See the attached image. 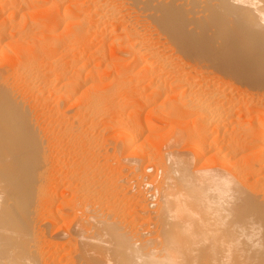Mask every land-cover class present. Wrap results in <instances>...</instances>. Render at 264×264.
I'll list each match as a JSON object with an SVG mask.
<instances>
[{"label": "bare ground", "instance_id": "obj_1", "mask_svg": "<svg viewBox=\"0 0 264 264\" xmlns=\"http://www.w3.org/2000/svg\"><path fill=\"white\" fill-rule=\"evenodd\" d=\"M99 35L117 41L134 63L120 58L103 66L110 56H105L106 37L93 42ZM177 47L194 58L190 65L183 52H175ZM58 54L68 58L60 61ZM204 66L216 71L202 70ZM104 69L111 72V79L100 76ZM250 78L264 88V0H0V264H63L65 242L50 249L52 262L45 249L38 254L33 248L39 244L34 243L37 231L40 234L33 220L41 223L43 212H50L53 224L71 212L82 219L101 214L100 220L95 216L102 229L92 234L107 235L105 245L109 242L111 247H102L98 240L101 248L100 243L93 244L97 237L93 240L91 231L84 230L89 220H81L84 229L81 223L78 229H69L74 233H68L65 244L80 245V264H115L117 258L120 264H264V193L257 190L264 180V96L245 93L240 84ZM105 79L102 88L110 87V94L95 83ZM114 84L118 86L111 88ZM120 87L127 88V99L120 100L123 95L117 98L120 101L110 99ZM162 96L164 107L154 105L147 116L166 122L167 116L178 117L168 120L186 129L174 131L157 150L187 140L184 151L156 152L153 134L159 128L147 116L140 119L142 106L137 105L142 98ZM71 98L81 103L75 116L61 110V103ZM108 98L114 114L106 122L114 125L113 137L120 139L116 145L108 144L116 155L124 154L117 165L134 164L128 169L129 179L120 175L125 174L123 163L116 170L119 175L113 176L115 171L110 176L116 178L108 179L106 172L107 182L101 170L106 167H101L108 159L101 154L96 157V161L104 157L102 164L96 162L101 167L94 165L93 153L100 145L95 137L98 146L92 149L89 129H94V116L105 113L100 103ZM252 111L262 114L244 120ZM77 156L80 161L73 160ZM149 170L155 176L147 175ZM67 193L71 197L64 200ZM115 210H127L128 215L158 212L164 246L151 248L164 255L153 258L154 251H141L143 244L133 243L114 221H106L107 215L103 221V214ZM93 227L99 229L98 224ZM108 247L118 256L114 261Z\"/></svg>", "mask_w": 264, "mask_h": 264}, {"label": "rangeland", "instance_id": "obj_2", "mask_svg": "<svg viewBox=\"0 0 264 264\" xmlns=\"http://www.w3.org/2000/svg\"><path fill=\"white\" fill-rule=\"evenodd\" d=\"M99 36H100V35H99ZM99 36H95L96 38H93V39H94L93 42H94V43H97V41H98L100 38L102 39L103 37H106V38H105V41H104V42H105V43H104V44H105V45H104V48H105V52H106V51H108V52H106L107 55H105V56H108V57L110 56V57H109L110 59H109L108 57H105V59H106V58H108V59L105 60V63L103 62V66H104V64L106 65L107 62H108V64H110V63H112V64H116V63H117V60H116V59H118V62H119V61H121V59L124 58V59H125L124 62L126 61L125 63L130 62L131 59L133 60V58H131V56H129L128 54H126V52L123 50V48L121 47V45L119 46V43H117V41H115V42L112 41L113 39L111 40L110 37H109V39H108V36H109V35H106V36H100V37H99ZM95 39H96V40H95ZM103 39H104V38H103ZM106 40L109 41V42H107ZM111 42H112V44H111ZM108 43H109V44H108ZM106 46H107V47H106ZM119 48H120L121 50H120ZM177 49H178V47H177ZM177 49H176L175 52H176L177 54H179V53L182 54L183 51L180 50V52H179V49H180V48H179L178 50H177ZM113 50H114V51H113ZM115 50H116V51H115ZM119 50L121 51V53H118V52H120ZM113 52L115 53V55H114ZM116 52H117V53H116ZM123 52H124V54H123ZM165 53H166V52H165ZM167 53H168V52H167ZM60 54H61V53H60ZM60 54H58V56H57V58H61V59H59L60 61H62V60H66V58H68V57L65 56V55L60 56ZM119 54H120V55H119ZM180 54H179V55H180ZM183 54H184V55H183ZM183 54H182L183 56H182V55H181V56H182L183 58H185V61H187V62L189 63V65H190V62H191L194 58H193V57H190L189 55H188L189 57H187V56H186L187 54L184 53V52H183ZM185 54H186V55H185ZM61 55H62V54H61ZM89 55H92V54H89ZM124 55H125V56H124ZM167 55H173V53H169V54H167ZM64 56H65L66 58H65ZM185 56H186V57H185ZM92 57H93V56H92ZM89 58H90V56H89ZM120 58H121V59H120ZM130 58H131V59H130ZM187 58H188V59H187ZM192 58H193V59H192ZM129 59H130V60H129ZM186 59H187V60H186ZM191 59H192V60H191ZM109 60H110V61H109ZM114 60H115L116 63L114 62ZM132 60H131V63H134V62H132ZM106 61H107V62H106ZM133 61H134V60H133ZM189 61H190V62H189ZM193 61H194V60H193ZM7 62H8V61H7ZM131 63H129L128 65L131 66ZM108 64H107V65H108ZM128 65H127V66H128ZM132 65H133V64H132ZM127 66H126V67H127ZM103 68H104V67H103ZM106 68H107V66H106ZM109 68H110V67H108V69H109ZM113 68H114V67H113ZM117 68H118V67H117ZM213 69H214L213 67H210V66H204L202 70H205V71H208V70H209V71H210V70H213ZM214 70H215V69H214ZM215 71H216V70H215ZM104 72H105V73H104ZM104 72H103V74H101L100 76H102V77H107L106 79H108V78L111 79V72H109V71H107V70H105V69H104ZM103 75H104V76H103ZM108 75H109V76H108ZM229 77H230V76H229ZM250 77L253 78L252 75H251ZM254 77L256 78V76H254ZM231 78L234 79L233 76H231ZM255 78H253V79H255ZM106 79L104 80V81H106V82H104V81H102V82H100V81H95V83H97V84L99 83V84L101 85V86H99V88H101L100 90H103V89H104L103 91H105V92H107V93H108V91H109L108 94H110V92H111V91H110V87H108V86H107V87L104 86V87L102 88V84H105V83H107V81H108V80H106ZM253 79H252V80H253ZM258 79H259V78H258ZM234 80H236V78H235ZM252 80H251V78H250L249 81H246V82L242 81V83L244 82V83H243L244 85L240 84V86H241V87L244 86L245 93L247 94V91H248V95H250L251 93H253V94L255 93L256 96H258V95H260V96H264V93H262V92H264V91H263L264 88H261V86L259 87V86H257V85L254 83V82L256 81V79H255V81H254V80L252 81ZM103 82H104V83H103ZM240 82H241V81H240ZM248 82H249V83H248ZM101 83H102V84H101ZM143 83H144V82H143ZM143 83H142V84H143ZM251 83H252V84H251ZM99 84H98V85H99ZM144 85H146V82H145L143 85H141L140 87L142 88ZM245 85H247V87H246ZM253 85H255V86H253ZM114 86L117 87L118 85L116 86V85L114 84L111 88H113ZM251 86H252V89H250ZM94 87H95V86H94ZM94 87H93V89H94ZM96 87L98 88L97 85H96ZM96 87H95V89H97ZM115 87H114V88H115ZM121 87H122V86H121ZM121 87H120V89L118 88V89L120 90L121 93H119V90L117 91V88H116V89H115V90H116V93H115L116 97L114 98L115 95L113 94V95H111V98H110V97H109V98H110V99H113L114 101H120V100L123 99V97L125 98V97L127 96V92H126V91H127L128 86H125V87H127L126 89H125V87H123V88H121ZM145 87H146V86H145ZM248 87H250V88H248ZM256 87H257V88H256ZM263 87H264V86H263ZM106 88H108L109 90L106 89ZM245 88H247L248 90L245 89ZM254 88H255V89H254ZM258 88H259V89H258ZM105 89H106V90H105ZM257 89L260 90V91L258 92ZM261 89H262V90H261ZM98 90H99V89H98ZM115 90H114V91H115ZM123 90H124V91H123ZM249 90H250V91H249ZM253 90H254V91H253ZM255 90H256V91H255ZM103 91H101L103 94H107V93H105V92H103ZM112 91H113V89H112ZM251 91H252V92H251ZM261 91H262V92H261ZM97 92H100V91H97ZM145 92H147V93H145ZM249 92H251V93L249 94ZM256 92L258 93V95H257ZM260 92H261L263 95L260 94ZM143 93H144V94L146 95V97H147V94L149 93V89L146 87L145 91H144V89H143ZM117 94H119V95H117ZM122 95H123V96H122ZM112 96H113V97H112ZM121 96H122V97H121ZM120 97H121V99H120ZM146 97H144V99L142 98V100L140 101V104L137 105L139 108H141V106H142V108L140 109V112L138 113L139 115H142V116H140V119L146 117V116H147L146 112L148 113V112H149V108L151 109V107H153L154 105H156V107H158V105H160V108H161V107H164V105H165L164 102H162V101L164 100V97H163V96H162L161 98H160V97H157L158 99L154 97L155 100H154V98L149 97L150 100H148V101L145 100V99H147ZM52 98H53V97H52ZM109 98H108V101H109V102L106 101V100H105L106 103H105L104 101H102V103H105L104 105H101V103H100V106H101L102 108H103V107H106V108H107V109H106V108H103V109H104L103 111L105 112V113L103 114L104 117H103V115H98V116H96V117L94 116V119H93L92 122H94L93 125H94L95 127L93 126V128H94L93 131L91 130V129H92L91 127H90V129H89V130H90L89 133H90L91 135L94 136V137H93V136L90 135L91 137H93V140H92L93 143H92V144H94V142L97 141V144H99L100 146H103V145H104L102 148H101L100 146H98L96 143H95L94 145H92V146H93L92 149H94L95 145H97V146H98V149L100 148V149H99L100 151L98 150L99 153H100V152H103V153L98 154V153H97L98 151H97L96 153L94 152L95 150H97V146H96V149H94V151L91 150V152H94V153H95V154L93 153V157H94V155H96V154L98 155V156H97V155L95 156V158H94L95 160L92 159V161L94 160V161H93V162H94V165L96 164L95 166H97V167H101L100 164H102V163L104 162V157H103L102 159H100V161H96V157H97V159H99V158L101 157V154H104V156H105V154H106L105 158H106V160L108 159V162H107V163H108L109 165L105 162V163H103L104 165L102 164L103 167H101V168H104V166H105L106 168H104V170L101 169V168H99V169H101V170L103 171V173H104V171H105V174H103V176H104V178H105V181H107V182H108V179L110 178V176L113 174V172H115L120 166H122V167L119 168V169L117 170L118 172L120 171V169H122V168L124 167V166H123V163H124V165H126V166L123 168L124 171H122V173H125V174L122 175L121 172H120V175H121V177L124 176V175H125L124 177L128 176L127 179H129L132 175L129 174V173H131V172H129V171H131V170H128V169L133 168L132 165L134 164V162H132V164H131V161H129V162H128V161H126V162L123 161V163H120V162H119V165H120V166L117 165V164H118V161H117L118 159H117V158H119V157L122 158V157L124 156V154H120V155L118 154V155H116L115 152L113 151V149L110 148L111 146H109V144H113V145H114V143H115V145H116V144H117V141L120 140V139H117V137H113V135L115 136V132H116V129L114 128V125L112 126V125H111L112 123L109 122V123L107 124V122H106V121H108V119L110 120V119L112 118L113 114H114V112H113L114 109H112V105H113L112 102H111L112 100L110 101ZM117 98H119L120 100L117 99ZM149 98H148V99H149ZM151 98H152L153 100H152ZM115 99H117V100H115ZM125 99H127V97H126ZM125 99H124V100H125ZM71 101H75V99H74V98H71V99L67 100V102H66V101H63V102H65V103H63V102L61 101V102H62V103H61V104H62V105H61V107H62L61 110H62V109H63V111L67 110V112H66L67 114L72 113V114L74 115L75 113H74L73 111L77 112L76 109L78 110L79 108H81V107H79L81 103L75 101L74 104H73V102H71ZM80 101H81V100H80ZM143 101H144V102H143ZM145 101H146L147 104L145 103ZM149 101H150V102H149ZM153 101H154V102H153ZM160 101H161V102H160ZM107 102H108V103H107ZM110 102H111L112 105L110 104ZM141 102H142V103H141ZM148 102H149V104H148ZM158 102H159V103H158ZM70 103H71V104H70ZM144 103H145V104H144ZM153 103H154V104H153ZM163 104H164V105H163ZM78 105H79V106H78ZM106 105H108V106H106ZM109 105H110V106H109ZM149 105H150V106H149ZM143 106H144V107H143ZM109 107H110V108H109ZM154 107H155V106H154ZM108 108H109V109H108ZM113 108H114V107H113ZM73 109H74V110H73ZM69 110H70V111H69ZM157 110H158V108H157ZM68 111H69V112H68ZM106 111H107V112H106ZM127 111H128V109L126 110V112H127ZM141 112H142V113H141ZM258 113H259V114H262V112H257V113H256V112H253V111H252L251 113L246 114V115H248V116L244 115L245 117H244L243 119L245 120L246 117L249 118V115H250V117H252L253 115L258 114ZM69 115H71V114H69ZM73 115H72V116H73ZM106 115H107V116H106ZM144 115H145V116H144ZM66 116H68V115H66ZM66 116H64V117H66ZM74 116H75V115H74ZM101 116H102V117H101ZM150 116H151V117H150ZM68 117H69L68 119L71 121V119H70L71 116H68ZM138 117H139V116H138ZM141 117H142V118H141ZM147 117H148V116H147ZM157 117L160 118L159 116H157V115H152V114L149 115V117H148V118H149V121H150V122L153 121V123H155L156 126L159 128L156 132H154L155 134H153V135H156V134H157V135H156L157 137H156V139H155L156 141H155V140H154L155 142L153 141L154 145L157 144V145L154 146V148H155L154 150H155V151H156L157 149H159V147H158L159 145H161V144H163V143L169 141L170 137L173 136L172 133H173L174 131H176V132H178V131L185 132V129H186V127L184 126V124L181 125V127L183 126V127H182L183 129H184V127H185V129L183 130V129H181L180 124H178V125H179V127H178L177 124H175V125H176V126H175L174 124H172V123L169 122V120H168V119L171 118V119H173V120L175 119V121H176V119H178V117L176 118V117L174 116L175 118H173V116H171L170 118H168V116H167V118H166V119H167V122H166V121H163L162 119L159 120ZM72 118H73V117H72ZM92 118H93V116H92ZM96 118H97V119H96ZM148 118H147V119H148ZM150 119H151L152 121H151ZM179 119H181V118H179ZM257 119H258V117H257ZM257 119H256V117H255V120H257ZM97 120H98V121H97ZM103 121H105V123H104ZM160 121H161V123H160ZM162 121H163V123H165V124H163ZM179 121H183V120L181 119V120H179ZM168 122H169V123H168ZM244 122H245V121H244ZM171 124H172V125H171ZM110 125H111V126H110ZM160 126H161V127H160ZM169 126H170V127H169ZM173 126H174V127H173ZM99 127H100V128H99ZM163 127H164V128H163ZM166 128H168V129L166 130ZM175 128H176V129H175ZM191 128H192V127H191ZM164 129H165V130H164ZM172 129H173V131H172ZM168 130H169V132H167ZM165 131H166V132H165ZM186 131H187V130H186ZM164 133H165V134H164ZM102 134H103V135H102ZM159 135H161V136H159ZM165 135H166V136H165ZM169 135H170V136H169ZM158 136H159V137H158ZM95 137H98V139L95 138ZM143 137H144V136H143ZM151 137H152V136H151ZM99 138H100L101 141H99ZM118 138H119V137H118ZM139 138H140V137H139ZM139 138H138V140H139ZM141 138H142V137H141ZM163 138H164V139H163ZM95 139H97V140L95 141ZM159 139H160V140H159ZM106 140H107V141H106ZM142 140H143V139H140L139 141L142 142ZM150 141H151V139L149 138V140L147 141V143L149 144ZM182 141H183V143H182L181 141H179V142H181V143H179V144L176 143V144H175V145H178L179 147H177V146H175V145H173V146L171 145L170 148H168V146H167L168 149H167L166 147H164V148H162L161 150H162V152H164L166 149L169 150V149H175V148H176V149L179 150V151H184V150H186L189 146H188L187 143H186L187 140H185L186 142H184V140H182ZM99 142H100L101 144H100ZM108 143H109V144H108ZM138 143H139V142H138ZM147 143H146V144H147ZM118 144H119V142H118ZM148 144H147V145H148ZM147 145H145V146H147ZM106 146H108V147H106ZM156 146H157V147H156ZM104 148H105V150L108 148L107 151L104 152ZM146 148H147V147H146ZM101 149H103V151H102ZM148 149H149V148L145 149V151H147ZM254 149H256V148H254ZM254 149H253V150H254ZM154 150H153V151H154ZM161 150H157L156 152L161 151ZM153 151H152V152H153ZM107 152H108L109 154H108ZM112 153H113V154H112ZM110 154H112V155H110ZM86 155H87V154H86ZM89 155L92 156V154H89ZM107 155H109V156H107ZM113 155H115V157H113ZM99 156H100V157H99ZM79 157H80V156H79ZM87 157H88V156H87ZM93 157H90V156H89L88 158L91 159V158H93ZM98 157H99V158H98ZM112 157H113V158H112ZM76 158H77V161H78V160H79L78 156H77V157H74L73 160L76 159ZM83 158H84V157H83ZM120 158H119V159H120ZM85 159H86V157L84 158L83 161H86V160H87V159H86V160H85ZM110 159H111L112 161H111ZM80 160H81V159H80ZM80 160H79V161H80ZM102 160H103V161H102ZM101 161H102V162H101ZM116 161H117V162H116ZM93 162H91V163H93ZM96 162H99V163H100V164H99L100 166L97 165ZM109 162H110V163H109ZM114 162H115V166H114ZM121 162H122V161H121ZM111 163H112V164H111ZM105 164H106L107 166H106ZM110 164H111V165H110ZM121 164H122V165H121ZM195 165H196V164H193V166H195ZM112 166H113V168H112ZM116 166H118V167H116ZM127 166H130V168H128ZM113 169H114V170H113ZM110 170H111V171H110ZM117 171L113 174V176H116V175L118 176V175H119V173H118ZM106 172L108 173V175L106 174ZM110 172H112V173H110ZM148 172H150V170L147 171V175H149ZM109 173H110V175H109ZM116 173H117V174H116ZM154 173H155V171H151V172H150V177L155 176V175H153ZM106 175H107V178H108L107 180H106ZM129 175H131V176L129 177ZM259 175L261 176V175H263V173H262V172H257V176H259ZM113 176H112V177H113ZM260 176H259V177H260ZM112 177H111V178H112ZM94 178H95V176H94ZM96 178H97V177H96ZM111 178H110V179H111ZM114 178H116V177H114ZM114 178H112V179H114ZM148 178H149V176H148ZM261 182H262V183H261V184L259 183L260 185L257 187V190L260 189V188H262L263 190H258V192L260 193V192L262 191L261 193H264V188H263V187H264V186H263V185H264V180L262 179ZM129 183H130V182H129ZM129 183H127V184H129ZM107 184H109V183H107ZM130 184H131V183H130ZM124 185H125V184H124ZM131 185H132V184H131ZM126 186L129 187L130 185H129V186L126 185ZM261 186H262V187H261ZM67 194H68V195H67L68 197H67L66 194H65V196L63 197L64 200H65L66 198L69 199V198L71 197L69 193H67ZM129 194H130V193H129ZM127 196H129V195H127ZM65 197H66V198H65ZM130 207H131V204H130ZM115 211H117V212H115ZM115 211H113V212H112V211L109 212V213H112V216H110L109 213H107V214H105V215L103 214V215H102V216H103V221L106 219V215H107V219H106V221H110V222H113V221H114L113 223H115V227L117 226L118 230H120V231H122V232H125L127 235L129 234V236L133 237V239H132V240H133V243H138V244L140 243L139 245H141V244L145 245V244L148 243L147 247H146V245H145V246L142 245V247H140L139 249H141V248L144 247L143 249H141V251H142V250H143L144 252L154 251V257H153V258H159V257H161V255H164V254H161V253H159V252L156 253L157 250H156L155 248H151V247L153 246V247H156L157 249H158V248L161 249V245L164 244V243H163L164 238H163V236H162V235L164 234V232H162V231H164V229H163L164 227L161 226L163 222L161 223V220H162V219H160L158 216H155V215H157L158 212L151 211V212H146L145 215H143L142 212L140 213L139 211H138V212H131V211H130V215H128V214H129V212H128L129 209H128V211L126 210V211H127V214H126V211H125V210H124V211H123V210H115ZM114 212H115V213H114ZM152 212H153V213H152ZM71 213H74V214H71ZM71 213H69V216H70V217H67V218H66L65 220H63V221L60 220V221H61V222L59 221L60 224H59V223H58V224L56 223V224H57V225H56V224H53V222H51V221H53V217H50L51 215L48 216V214H50V212H43V214H41V215H43V216H44V215H47V216H45V217L42 216V218H41V216H40V218H38V220H39V219H42V220H43V221L41 220V223H43V225L45 226V228H44V226H42V224L39 222L40 220H39V221H36V220H37L36 218H35L36 220H35V219L33 220L34 223L36 224V227L39 226V227H38V228H39L38 230H40L39 233H40L41 235H44L42 238H40V234L38 235V231H37V236H39V237L37 238V236H36V239H37V240L35 239L34 243H35V242H39V244H38V243H37V244H34V245H33V248L35 247V250L37 251L38 254H39L40 252H42V251L45 249V250H44V253H45L46 256L48 257V260H49V259L51 260L53 257L51 256L52 253L50 252V249H52L51 251H53V249L56 247L55 244H57V243H59V242H60V244H63V242L68 243V241H67L68 233H69V234H73V233H74L73 230L78 229L80 223L83 225V229H84V227H86V226L88 227V228H86V229H84V230H86L87 233L91 231L89 234H91L90 236H92V238L94 237L93 240L95 239V237H97V239L93 241V244L97 245L98 243H100L101 241H103L104 245H101L102 243H100V244L97 245L99 248H101L100 245H101L102 247H103V246L107 247L108 244H109L108 246L111 247V244H110L109 242H108L107 245H105V243H107L106 240L108 239L107 235H104V237L106 236L107 239H105L106 237H105V238H104V237L101 238L103 235H102L101 237L95 236L96 233H97V231H98V230L100 231V229H102V228L100 227L101 225L99 224V222H100L99 220H100V218H102V217H101V214H99V213H98L99 215H98V214H95V215L98 217L99 220L96 218V216H95L94 214H91V215H94L93 217L90 216L89 214H87V215H86L87 218H88L89 216H90V217H89L88 219H86V217H85L84 219H85V220H89L88 223H91V226H90V224H88V223H87V225L85 224V225H86V226H85L84 223H86V222H85L84 219H82V218L79 217V216H76V214H77L76 212H71ZM117 213H118V214H117ZM122 213H124V214H122ZM148 213H149L150 215H149ZM70 214H71V215H70ZM131 214H132V215H131ZM133 214H135V215H133ZM136 214H137V215H136ZM138 214H139V216H138ZM140 214H141L142 216H141ZM152 214H153V215H152ZM73 215H74V216H73ZM108 215L110 216V220H109ZM113 215H114V216H113ZM125 215H127V217H125ZM148 215H149V217H148ZM72 216L74 217V219L72 218ZM104 216H105V217H104ZM117 216H119V217H117ZM121 216H122L123 218H122ZM128 216H129V217H128ZM140 216H141V219H140ZM144 216H145V218H144ZM99 217H100V218H99ZM112 217H113V218H112ZM131 217H132V219H131ZM134 217H135V218H134ZM146 217H148V221H147ZM151 217H152V218H151ZM153 217H154V218H153ZM155 217H157L158 219L155 218ZM45 218H47V219H45ZM71 218H72V219H71ZM79 218H80V219H79ZM90 218H91V221H90ZM93 218H94V219H93ZM118 218H119V220H120V219H121V220L123 219V220H122V221L120 220V223H119V222L116 221V220H118ZM44 219H45V221H44ZM75 219H76V220H75ZM92 219H93V220H92ZM111 219H112V221H111ZM129 219H130V220H129ZM133 219H134V220H133ZM150 219H151V220H150ZM46 220H47L48 227H47V224H45V223H46ZM78 220H79V221H78ZM81 220H82V222L84 221V223H82ZM96 220H98L99 222L96 221ZM119 220H118V221H119ZM131 220H132V221H131ZM142 220H143V221H142ZM153 220H154L155 222H154ZM48 221H49V222H48ZM64 221H66V222H64ZM95 221H96V222H95ZM128 221H129V222H128ZM136 221H137V222H136ZM141 221H142V222H141ZM149 221H151V222H149ZM162 221H163V220H162ZM36 222H38L39 225H37L38 223H36ZM44 222H45V223H44ZM70 222H71V223H70ZM93 222H94L93 225L98 224V228H99V229L93 227V225H92ZM97 222H98V223H97ZM116 222H117V224H118V223L121 224V225L118 224L120 227L116 224ZM135 222H136V223H135ZM50 223L53 224V226H51ZM67 223H69V224H67ZM131 223H133V224H131ZM148 223H150L151 225L148 224ZM40 224H41V228H40ZM73 224H74V225H73ZM123 224H124V225H123ZM135 224H136V227H135ZM141 224H142V225L144 224V226H143L144 228L141 227V226H142ZM152 224H153V225H152ZM156 224H157V227H156ZM159 224H160V225H159ZM131 225H133V226H131ZM137 225H138V226H137ZM149 225H150V226H149ZM50 226H51V227H50ZM55 226H56V229H55ZM67 226H68V227H67ZM72 226H73V230H72L73 232H71V230H69V229L72 228ZM96 226H97V225H96ZM122 226H123V227H122ZM124 226H125V227H124ZM128 226H129V228H128ZM49 227H50L51 233H50ZM57 227H60V229H61V228H63V229L58 230ZM92 227H93V230H92ZM126 227H127V228H126ZM138 227H139L140 229H139ZM42 228H43V229H42ZM53 228H54V229H53ZM120 228H122V229H120ZM123 228H124V229H123ZM135 228H137V229H135ZM142 228H143V229H142ZM146 228H147V229H146ZM156 228H157V230H156ZM161 228H162V229H161ZM87 229H88V230H87ZM95 229H96V230H95ZM126 229H127V230H126ZM129 229H131L132 232H131ZM133 229H134V230H133ZM145 229H146L147 231H145ZM153 229H155V230H153ZM42 230H43V231H42ZM44 230H45V232H44ZM47 230H48L49 233L47 232ZM57 230H58V231H57ZM62 230H64V231H62ZM67 230H68V231H67ZM136 230H137L138 232H136ZM149 230H150L151 232H149ZM152 230H153V231H152ZM53 231H54V233L57 231L55 234L57 235V233H58L57 237H60L59 239L56 238V235H55L54 233H53L54 235L52 234ZM59 231H60V232H59ZM92 231H93V233L96 231V232H95V235L92 234ZM143 231H145V233H144ZM154 231H156V232H154ZM158 231H159V234H158ZM160 231H161V233H160ZM42 232H44V233L42 234ZM46 232L48 233V235H47ZM65 232H66V233H65ZM148 232H149V233H148ZM152 232H154V233H152ZM64 233H65V234H64ZM87 233H85V234H87ZM131 233H132V234H131ZM136 233H137V234H136ZM141 233H142L143 236L141 235ZM49 234H51V235L49 236ZM59 234H61V235H59ZM97 234H98V233H97ZM135 234H136V235H135ZM139 234H140V235H139ZM144 234H145V235H144ZM147 234H148L149 236H151V237H152V236H154V237H152V238H151V237H148ZM152 234H154V235H152ZM45 235H46V236H45ZM108 235H109V234H108ZM138 235H139V236H138ZM155 235H156V236H155ZM47 236H49V237H47ZM51 236H55L56 240L54 241L55 238L53 237V238H54V239H53ZM142 237H143V238H142ZM144 237H145V238H144ZM146 237H147V238H146ZM39 238H40V240L38 241ZM47 238H48V240H47ZM49 238H50V239H49ZM63 238H64V240H62ZM153 238H155V239H153ZM41 239H42V240H41ZM57 239H58V240H57ZM102 239H104L106 242H105L104 240H102ZM145 239H146V241H145ZM147 239H148V240H147ZM162 239H163V241H162ZM45 240H47L49 243L51 242V243H50L51 246H50V244H48V242L45 241ZM59 240H60V241H59ZM97 240L100 241V242H95V241H97ZM110 240H111L110 242L112 243V245L115 246V245H114V240L112 239V236H111ZM112 240H113V242H112ZM135 240H137V241H135ZM155 240L157 241L158 245H157V243L155 242ZM160 240H161V242H160ZM52 241H53L54 243H53ZM140 241H141V242H140ZM143 241H145V242H143ZM147 241H148V242H147ZM149 241H150V242H149ZM45 242H46V243H45ZM55 242H56V243H55ZM61 242H62V243H61ZM94 242H95V243H94ZM142 242H143V243H142ZM154 242H155V243H154ZM40 243H41V244H40ZM65 243H64L63 245H64V247H65V245H66V247H65L66 249H65V248L63 249L62 254H63V252L66 253V254L63 255V256H65V257H64V259H63L64 262L62 261V263H63V264H69V263H70V264H75V263H76V264H80V260H79V258H78V257H79V254H78V253L81 251V248H79L80 245L77 244L76 242H74V243L72 244L73 247L76 248V251H75V248H73L72 245H70V243H69V244H65ZM144 243H145V244H144ZM151 243H152L153 245H152ZM162 243H163V244H162ZM44 244L47 245V248H46V245H44ZM53 244H54V245H53ZM150 244H151V246H149ZM36 245H37V246H36ZM43 245H44V247H43ZM74 245H75V246H74ZM39 246H40V247H39ZM67 246L72 247V248H70L71 251L69 250V253H68V250H67L69 247H67ZM113 246H112V247H113ZM148 246H149V248H148ZM159 246H160V247H159ZM163 246H164V245H163ZM163 246H162V248H163ZM36 247H37V248H36ZM51 247H52V248H51ZM53 247H54V248H53ZM109 247H108V248H109ZM145 247H146V248H145ZM38 248H39V251H38ZM40 248H41L42 251H40ZM42 248H43V249H42ZM48 248H49V249H48ZM110 249H112V250H110ZM113 249H114V248H109V254H110V255H112V253H114V252H111V251H113ZM149 249H150V250H149ZM159 249H158V250H159ZM66 250H67V251H66ZM77 250H78V251H77ZM79 250H80V251H79ZM146 250H147V251H146ZM155 250H156V251H155ZM72 251H73V252H72ZM49 252H50V253H49ZM70 252H71L72 254H71ZM35 253H36V252H35ZM163 253H164V252H163ZM38 254H36V255L38 256ZM68 254H69V255H68ZM74 254L76 255V257H75ZM77 254H78V255H77ZM114 254H115V253H114ZM114 254L111 256V259H112V260L115 259L113 256H116V255H114ZM158 254H159L160 256H159ZM49 255H50V256H49ZM71 255H72V256H71ZM73 255H74V256H73ZM93 255H94V254H93ZM110 255H109V257H110ZM66 256H67L68 258H67ZM69 256H70V258H69ZM77 256H78V257H77ZM51 257H52V258H51ZM112 257H113V258H112ZM116 257H118V256H116ZM74 258H75V259H74ZM76 258H78V259H76ZM119 258H120V257H119ZM66 259L69 260V261H66ZM70 259H72L73 261H71ZM117 259H118V258H117ZM117 259H116V262H117V263H116V262H113V263H115V264H120V262H118V260L120 261L121 258L118 259V260H117ZM77 260H79V261H77ZM70 261H71V262H70ZM76 261H77V262H76ZM113 261H114V260H113ZM51 262H52V260H51ZM51 262L49 261V263H51ZM66 262H67V263H66ZM72 262H73V263H72ZM78 262H79V263H78ZM47 263H48V261H47ZM121 264H122V262H121ZM123 264H124V262H123Z\"/></svg>", "mask_w": 264, "mask_h": 264}]
</instances>
